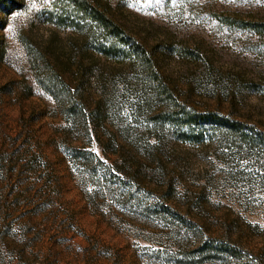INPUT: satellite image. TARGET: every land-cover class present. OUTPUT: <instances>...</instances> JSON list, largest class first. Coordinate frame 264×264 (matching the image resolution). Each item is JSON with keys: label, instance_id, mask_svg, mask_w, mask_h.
Returning a JSON list of instances; mask_svg holds the SVG:
<instances>
[{"label": "rangeland", "instance_id": "1", "mask_svg": "<svg viewBox=\"0 0 264 264\" xmlns=\"http://www.w3.org/2000/svg\"><path fill=\"white\" fill-rule=\"evenodd\" d=\"M19 2L0 10V264H264V0H100L134 44L82 70L68 2ZM48 42L101 102L96 133L50 92ZM168 97L241 129L160 123Z\"/></svg>", "mask_w": 264, "mask_h": 264}, {"label": "trees", "instance_id": "2", "mask_svg": "<svg viewBox=\"0 0 264 264\" xmlns=\"http://www.w3.org/2000/svg\"><path fill=\"white\" fill-rule=\"evenodd\" d=\"M73 11L76 20L71 21V26L79 34L86 35L89 39V46H80L79 57L77 61L78 69L82 70L84 66L85 51L91 50L95 55L102 56L106 59H120L128 51V45L132 46L133 40L131 35L125 30V28L118 23V21L112 16L109 7L106 4H102L100 0H66ZM20 6L19 0H0V10L4 12H10L14 9H18ZM58 21H63V16L58 17ZM84 41V40H83ZM85 42V41H84ZM51 43H47L42 49L34 48V55L36 61L40 66L46 68L48 73L47 80L50 84V88L53 90L61 91L65 94L68 102L65 105V114L70 116L71 114H78L82 120L87 124L85 129L88 134L91 135V124L94 133L100 125V114L102 112L101 102L98 100L93 103V107L86 111V106L82 100L80 93V84L75 87L76 93L71 92L70 86L64 80L61 68L64 66V60L56 55L55 50L49 46ZM137 56H140L136 53ZM100 57H98L100 59ZM94 59L93 54L90 61L94 64L99 59ZM99 72V71H98ZM101 73V72H100ZM96 82L102 80L101 75L95 74ZM158 93L162 95L160 89ZM163 110L161 111L158 122L167 123L177 122V125L188 128L192 124L203 126L204 124H215L217 127L222 126L230 128L231 130L240 131L238 123L230 121L224 117H220L214 114H198L196 115L192 111L180 109L175 110V103L173 99L168 97L162 102ZM165 119V120H163ZM186 131L182 130L181 134H185ZM156 138L157 135H151Z\"/></svg>", "mask_w": 264, "mask_h": 264}]
</instances>
